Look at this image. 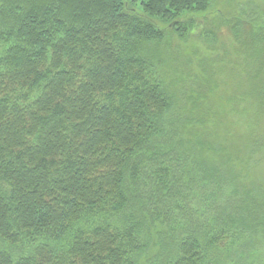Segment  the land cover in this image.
I'll list each match as a JSON object with an SVG mask.
<instances>
[{
  "label": "trees",
  "instance_id": "1",
  "mask_svg": "<svg viewBox=\"0 0 264 264\" xmlns=\"http://www.w3.org/2000/svg\"><path fill=\"white\" fill-rule=\"evenodd\" d=\"M208 6V0L0 1V264H139L147 255L131 228L79 225L85 213L113 215L128 201L131 217L147 218L154 195L125 196V170L132 163L135 183L141 153L145 161L164 160L185 141L152 143L171 104L138 48L164 36L154 20L174 27L182 14ZM179 153L182 178L167 165L165 184L152 187L160 194L153 202L161 204L153 231L163 217L166 237L169 200L207 163L195 142ZM241 182L239 208L229 219L249 226L264 218V190ZM168 237L171 264H208L199 239ZM227 240L222 232L208 244L223 248Z\"/></svg>",
  "mask_w": 264,
  "mask_h": 264
},
{
  "label": "rangeland",
  "instance_id": "2",
  "mask_svg": "<svg viewBox=\"0 0 264 264\" xmlns=\"http://www.w3.org/2000/svg\"><path fill=\"white\" fill-rule=\"evenodd\" d=\"M208 5L205 12L182 14L174 27L154 20L164 36L138 48V55L147 61L171 104L169 112L157 122L158 132L152 143L163 140L169 147L177 136L179 143L185 141L175 152L165 153L164 160L145 161L142 155L147 152L141 153L135 160L139 164L135 183L132 163L125 170V196L154 195L145 209L147 218L131 217L134 205L128 201L113 215L85 213L79 225L92 228L110 223L119 229L131 228L138 244L148 249L147 255L139 257V264H171L169 255L174 245L169 235H177L180 242L186 237L199 239L208 264H264V218L252 219L249 226L233 224L229 219L239 208L241 180L255 181L264 190V30H259L264 29V0H208ZM130 6L142 14L139 3L131 2ZM244 37L251 42L246 44ZM256 132L260 133L259 144L254 140ZM187 142H195L207 163L195 169L191 186L188 182L180 185L172 203L169 200L171 220L166 237L167 232L159 226L164 225L163 217L153 231L155 212L161 208L153 201L159 200L156 188L165 184L170 173L161 169L174 165L175 175L182 178L185 158L179 151ZM220 146L230 147L228 156ZM222 232L228 236L226 245L209 246L210 238ZM72 233L60 241L61 248Z\"/></svg>",
  "mask_w": 264,
  "mask_h": 264
}]
</instances>
